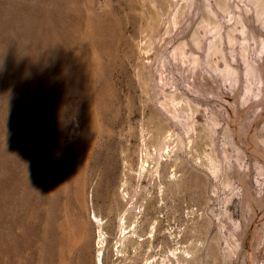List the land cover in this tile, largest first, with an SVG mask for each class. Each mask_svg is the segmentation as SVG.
Returning a JSON list of instances; mask_svg holds the SVG:
<instances>
[{"label": "rangeland", "instance_id": "1", "mask_svg": "<svg viewBox=\"0 0 264 264\" xmlns=\"http://www.w3.org/2000/svg\"><path fill=\"white\" fill-rule=\"evenodd\" d=\"M17 210L25 264H264V0H0L1 264Z\"/></svg>", "mask_w": 264, "mask_h": 264}, {"label": "bare ground", "instance_id": "2", "mask_svg": "<svg viewBox=\"0 0 264 264\" xmlns=\"http://www.w3.org/2000/svg\"><path fill=\"white\" fill-rule=\"evenodd\" d=\"M59 150L64 155L65 154H68V153H71L74 156V153H72V152H67V151L61 150V149H59ZM167 151H168V147H166L163 152L166 153ZM141 168H142V170L145 169L144 164H142ZM174 174H172L170 177L171 178L172 177H175ZM58 180L59 179H56L54 181L55 182V185L57 184ZM42 185H43L44 188L46 186H48L49 185V180L46 179V178H44V181H43ZM31 186L33 188H35L36 190H44L45 191V194H46V197L43 198V199L41 197V199L39 201H37L35 203H31L30 204V207L32 209L42 210L41 211V215L43 217H45L46 219L58 218L59 217V212H60V210H61V208L63 206V202L59 201L58 198H57V194L60 191V189H55L53 187H48L46 189H43L37 183H33ZM197 186L198 185L196 184V187ZM32 209L27 208V210H26V217H29V218L34 217V215H33L34 212H33ZM10 218H11V223H13V226H12L11 229L8 228L9 231L7 233L6 244H8V246L10 248L8 250L4 251L5 254H8L9 255V257L7 258V263L6 264H14L15 261H19L21 264H25V261H24L23 257L21 256V253H20V250H19V247H18L19 241L16 238V234H18L19 224L15 226V221H16L17 218H20L19 213H18V210L12 216H10ZM124 219L125 218L122 215L120 217V221H121V226L120 227L121 228H123L125 226ZM47 227H48V222H46V221H39L37 223H33L31 221H28V222H25L24 225H23V232H33V233H35L38 236V241H39V246H40V243L41 242H46V239L47 238L49 239V234L47 235V233H46ZM59 228H60V222L57 225V232H58ZM2 252L3 251L0 252V257H1V253ZM46 257H48V256H46ZM0 264H1V262H0Z\"/></svg>", "mask_w": 264, "mask_h": 264}]
</instances>
